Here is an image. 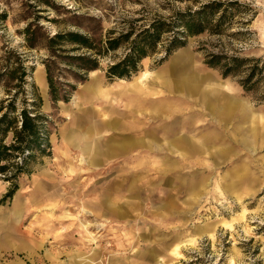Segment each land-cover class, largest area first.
<instances>
[{
	"label": "rangeland",
	"instance_id": "374dc122",
	"mask_svg": "<svg viewBox=\"0 0 264 264\" xmlns=\"http://www.w3.org/2000/svg\"><path fill=\"white\" fill-rule=\"evenodd\" d=\"M57 31H87L106 53L48 48ZM122 34L116 49L103 48ZM76 54L96 68L67 63ZM212 55L218 66L206 62ZM232 57L239 66L223 75ZM17 63L26 67L23 90L9 73ZM46 63L54 80L74 85L68 101L51 99ZM16 90L18 107L40 97L48 146L9 197L0 174L10 232L0 236L1 262L264 264V0H0V104ZM93 110L113 120L102 143L136 142H113L94 161L67 147L64 130L100 123ZM40 172L53 193L35 203L30 183ZM16 196L25 202L12 216Z\"/></svg>",
	"mask_w": 264,
	"mask_h": 264
},
{
	"label": "trees",
	"instance_id": "16d2710c",
	"mask_svg": "<svg viewBox=\"0 0 264 264\" xmlns=\"http://www.w3.org/2000/svg\"><path fill=\"white\" fill-rule=\"evenodd\" d=\"M233 4V3H230ZM68 11V9H66ZM75 17L81 18L78 14ZM156 25V24H154ZM153 25V26H154ZM32 24L29 23L24 29V39L28 47L37 45L33 41V30H31ZM91 33L87 31H57L52 35H46V42L48 48L54 44H63L69 42L73 46V50L79 48H85L91 53H96L98 56L105 55V51L101 50V47L95 43V40L91 37ZM125 38L122 34L118 37H109L103 45L105 50L116 49L120 42ZM54 43V44H53ZM52 48V47H51ZM60 50H64L59 47ZM105 52V53H104ZM69 61L67 63L73 64L76 62L78 69L82 71H88L96 68V59L91 58L86 54L67 55ZM218 55H212L206 62L211 66H218L219 61ZM240 60L238 58H230L229 61L221 64V72L223 75L228 73H234L236 68L239 66ZM26 67L23 65L16 64L10 73L11 78L18 79V83L15 85L17 88H22L24 77L26 73ZM46 76L49 86V93L53 101L63 100L68 101L74 85L66 84L64 87L59 81L54 80L55 75L53 69L49 63L45 64ZM252 72L242 81V85L247 86L251 81ZM18 90L9 98L7 104L4 106V102L0 104V112L3 108L5 111L0 113V174L3 175L4 179L10 181V187L5 193V197L11 196L17 188V178L23 172H29L30 169L27 167L28 162L36 154H44L46 147L48 146L47 131L45 124L47 123L46 118L38 110L40 97L35 92L34 100L23 99L24 105L18 107L16 105ZM6 130L11 131V138L9 142H5Z\"/></svg>",
	"mask_w": 264,
	"mask_h": 264
},
{
	"label": "crops",
	"instance_id": "0c3cea01",
	"mask_svg": "<svg viewBox=\"0 0 264 264\" xmlns=\"http://www.w3.org/2000/svg\"><path fill=\"white\" fill-rule=\"evenodd\" d=\"M95 80V79H94ZM98 84H96V81H92V83L86 87L87 90H93L95 91L98 88ZM97 112V114L101 117L100 123H97L94 121L91 126L88 128V125L86 126L87 132L84 131H78L75 132L73 129L69 128L63 131L62 135L64 137L65 145L67 147H70L72 149H79L82 153H86L85 158H89V160L94 161L98 156L100 155H110L112 150H113V142H116L119 146L125 147V144L129 140L131 143H135L137 139H133L130 137V139H127L126 137L124 138H118L113 141H109L106 143H102L100 141V136L104 137L102 131H107L104 130L105 127H109L110 125L113 124V120L109 118V115L105 113V111L100 110V111H94ZM84 113V112H83ZM88 114L85 115L82 114L80 117L78 116H71L72 120H80L83 118H86ZM92 132L93 134H98L97 136L93 137V134L90 135L89 133ZM108 135V134H106ZM107 148H106V147ZM34 177H39L41 180L40 184L41 186L39 188H36L35 184L33 183ZM51 180L50 177L46 174V172H40L38 174H35L32 177L31 183H30V192H31V198L36 199L35 203H39V201H45V200H50L52 199V186H50ZM54 185V184H53ZM28 199V198H27ZM13 206L11 209H9L8 213L11 214L12 216H17L20 213V206L25 202L21 197L16 196L15 200L13 201ZM4 212L0 210V236L1 237H6L10 232L8 230L7 225H4L2 219L4 217ZM2 255L0 254V264H16L13 261H6V262H1Z\"/></svg>",
	"mask_w": 264,
	"mask_h": 264
},
{
	"label": "bare ground",
	"instance_id": "6f19581e",
	"mask_svg": "<svg viewBox=\"0 0 264 264\" xmlns=\"http://www.w3.org/2000/svg\"><path fill=\"white\" fill-rule=\"evenodd\" d=\"M147 74V72H145L142 76L144 77ZM170 77V76H169ZM207 101V100H206ZM210 101V100H209ZM211 102V101H210ZM223 103V102H222ZM37 188V187H36Z\"/></svg>",
	"mask_w": 264,
	"mask_h": 264
}]
</instances>
